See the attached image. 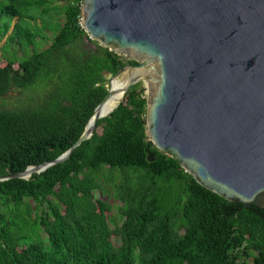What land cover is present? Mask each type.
<instances>
[{
    "label": "trees",
    "instance_id": "1",
    "mask_svg": "<svg viewBox=\"0 0 264 264\" xmlns=\"http://www.w3.org/2000/svg\"><path fill=\"white\" fill-rule=\"evenodd\" d=\"M64 1V23L41 50L44 36L23 25L36 21L32 2L0 9L9 19L0 42L9 35L6 46L23 51L0 64V178L67 152L108 95L109 77L136 63L86 40L83 0ZM13 91L15 102L6 101ZM146 113L139 83L67 162L0 183V264H264V209L200 186L151 144ZM109 199L124 219L114 229Z\"/></svg>",
    "mask_w": 264,
    "mask_h": 264
},
{
    "label": "water",
    "instance_id": "2",
    "mask_svg": "<svg viewBox=\"0 0 264 264\" xmlns=\"http://www.w3.org/2000/svg\"><path fill=\"white\" fill-rule=\"evenodd\" d=\"M81 16L86 40L136 63L67 152L0 183L67 162L143 83L151 144L203 188L264 209V0H83Z\"/></svg>",
    "mask_w": 264,
    "mask_h": 264
},
{
    "label": "rangeland",
    "instance_id": "3",
    "mask_svg": "<svg viewBox=\"0 0 264 264\" xmlns=\"http://www.w3.org/2000/svg\"><path fill=\"white\" fill-rule=\"evenodd\" d=\"M4 1V2H3ZM32 2V7H30L29 12H33V16L35 17L36 21H31L26 19L23 22V25L25 28L29 29L35 34H38L39 37H45L46 39L39 38L37 40L38 49H44L48 47V45L51 43L52 38L54 37V31L58 29V25L64 23L65 17H64V7L66 6V2L64 0H30ZM0 9L3 7L4 3L8 4L9 0H0ZM36 2H41L39 5H36ZM43 7L40 10V7ZM48 12L47 14L45 13ZM45 13V14H43ZM47 16V17H46ZM9 19L4 16L0 18V24L3 26L6 22H8ZM17 23V19H15L12 23V28L10 30V33H12L14 25ZM37 23V24H36ZM9 36V35H8ZM7 37H5L0 42V64L3 65L6 63L7 60L15 59L17 61H20L21 57L23 56V51L19 48L17 44H10L6 46ZM31 53V51H29ZM110 80V77H109ZM143 84V83H142ZM143 88L146 95L145 85L143 84ZM18 97L17 92H11L8 96H6L4 99L9 102H15V98ZM101 195L99 192H97V197L99 198ZM107 198H105L106 200ZM109 202L113 205V211H112V218L115 221L114 224L111 225V228L114 229L116 226H121L124 219L120 215L119 208L121 204L119 202L114 201L113 199H109ZM44 237V236H43ZM114 243L119 246L120 240L118 238H114Z\"/></svg>",
    "mask_w": 264,
    "mask_h": 264
}]
</instances>
